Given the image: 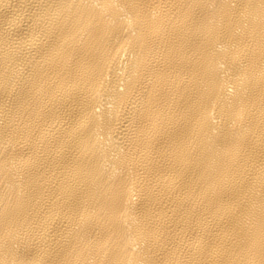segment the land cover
I'll list each match as a JSON object with an SVG mask.
<instances>
[{"label":"bare ground","instance_id":"bare-ground-1","mask_svg":"<svg viewBox=\"0 0 264 264\" xmlns=\"http://www.w3.org/2000/svg\"><path fill=\"white\" fill-rule=\"evenodd\" d=\"M0 264H264V0H0Z\"/></svg>","mask_w":264,"mask_h":264}]
</instances>
